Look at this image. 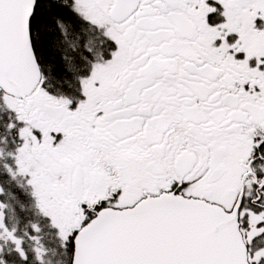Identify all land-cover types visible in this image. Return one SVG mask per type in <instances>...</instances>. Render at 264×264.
<instances>
[{
	"label": "snow or ice",
	"instance_id": "obj_1",
	"mask_svg": "<svg viewBox=\"0 0 264 264\" xmlns=\"http://www.w3.org/2000/svg\"><path fill=\"white\" fill-rule=\"evenodd\" d=\"M0 264H264V0H0Z\"/></svg>",
	"mask_w": 264,
	"mask_h": 264
}]
</instances>
